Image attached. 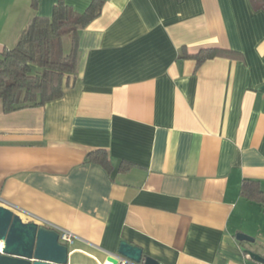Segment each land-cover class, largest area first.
I'll return each mask as SVG.
<instances>
[{"label": "crops", "instance_id": "1", "mask_svg": "<svg viewBox=\"0 0 264 264\" xmlns=\"http://www.w3.org/2000/svg\"><path fill=\"white\" fill-rule=\"evenodd\" d=\"M32 1L0 0V52L58 2ZM63 1L82 12L92 0ZM255 1L104 0L59 98L9 112L0 100V197L22 221L72 233L67 264H103L121 240L161 264H264L251 255L264 208L240 192L244 180L264 191ZM212 47L235 54L180 57ZM96 149L109 170L88 160Z\"/></svg>", "mask_w": 264, "mask_h": 264}, {"label": "trees", "instance_id": "2", "mask_svg": "<svg viewBox=\"0 0 264 264\" xmlns=\"http://www.w3.org/2000/svg\"><path fill=\"white\" fill-rule=\"evenodd\" d=\"M103 2L92 0L84 11L78 12L58 0L50 16L34 15L29 19L16 45L0 52V100L5 112L40 106L62 95L70 76L75 73L79 30L99 15ZM254 4L264 9V0H256ZM32 6H36V0L32 1ZM65 36L70 38L67 52L63 47ZM234 54L212 47L194 54L183 49L180 57L194 58L198 67L216 55ZM88 160L100 163L108 170L111 168L104 149L91 152ZM121 168H128V164H122ZM240 192L264 208V191L257 181L244 180Z\"/></svg>", "mask_w": 264, "mask_h": 264}, {"label": "water", "instance_id": "3", "mask_svg": "<svg viewBox=\"0 0 264 264\" xmlns=\"http://www.w3.org/2000/svg\"><path fill=\"white\" fill-rule=\"evenodd\" d=\"M240 241L253 239L237 233ZM0 264H67L68 246L59 239L54 229L35 222H24L10 208L0 205ZM264 263L262 256L252 254ZM118 257H124L136 264H161L145 255L141 247L126 240L119 242L116 253L107 254L103 264H118Z\"/></svg>", "mask_w": 264, "mask_h": 264}, {"label": "built area", "instance_id": "4", "mask_svg": "<svg viewBox=\"0 0 264 264\" xmlns=\"http://www.w3.org/2000/svg\"><path fill=\"white\" fill-rule=\"evenodd\" d=\"M0 205L8 207L6 203L3 201V199H1V197H0ZM59 239L65 244L71 245L74 243V236L72 235V233H70L69 231L65 229L60 230ZM261 255L264 258V246L262 247ZM118 264H136V263L131 260H128L127 258L118 257Z\"/></svg>", "mask_w": 264, "mask_h": 264}, {"label": "rangeland", "instance_id": "5", "mask_svg": "<svg viewBox=\"0 0 264 264\" xmlns=\"http://www.w3.org/2000/svg\"><path fill=\"white\" fill-rule=\"evenodd\" d=\"M69 44H70V38H69V36H65V37L63 38V47H64L65 52L68 51V49H69Z\"/></svg>", "mask_w": 264, "mask_h": 264}, {"label": "bare ground", "instance_id": "6", "mask_svg": "<svg viewBox=\"0 0 264 264\" xmlns=\"http://www.w3.org/2000/svg\"><path fill=\"white\" fill-rule=\"evenodd\" d=\"M2 246V243L0 242V247Z\"/></svg>", "mask_w": 264, "mask_h": 264}]
</instances>
